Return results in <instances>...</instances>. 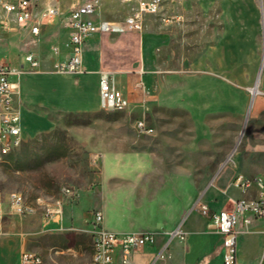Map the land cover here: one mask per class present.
Returning <instances> with one entry per match:
<instances>
[{"label": "rangeland", "instance_id": "374dc122", "mask_svg": "<svg viewBox=\"0 0 264 264\" xmlns=\"http://www.w3.org/2000/svg\"><path fill=\"white\" fill-rule=\"evenodd\" d=\"M83 1L36 0L59 11L46 29L55 26L65 33L68 14ZM131 13L132 5L123 0H102L99 17L123 22ZM143 19L139 32L105 35L103 50L100 46L93 56L117 73L121 87V74L144 69L151 135L137 130L139 111L43 106L38 99L45 86L41 75H79L55 73L52 55L41 49L40 69L22 77L26 136L0 163V186L6 193L22 194L37 214L7 221L4 236L13 240H0V264H22L25 253L41 256L43 264H91L90 222L114 199L122 178L117 157H169L185 143L186 167L206 178L202 197L210 214L232 209L239 199L257 198L256 188L245 193L232 183L238 177H264V0H163L159 15ZM24 34L15 25L4 31L0 22L3 61L14 67L31 52L37 56L39 43ZM261 68L259 93L248 115ZM57 84L69 87L72 82ZM162 167L128 165L122 173L136 184L147 179L143 174ZM49 207L62 208L63 220L49 221ZM241 232L239 264H264V216ZM162 248L165 240L137 254H157ZM172 259L165 254L154 264H174Z\"/></svg>", "mask_w": 264, "mask_h": 264}, {"label": "built area", "instance_id": "2783aa9c", "mask_svg": "<svg viewBox=\"0 0 264 264\" xmlns=\"http://www.w3.org/2000/svg\"><path fill=\"white\" fill-rule=\"evenodd\" d=\"M132 5V13L123 22L107 21L100 16L102 0H84L71 9L65 20V29L69 32L66 44L67 52L59 46L52 48L55 61L52 65L57 74L83 75L84 46L93 36L139 32L143 28L144 15H159L163 9V0H123ZM56 7L39 6L36 0H0V22L4 31L15 25L22 33H28L35 40L44 37V28L58 16ZM41 59L34 53L25 56L23 64L18 67L3 61V47L0 40V163L6 158L7 151L17 150L24 142L26 126L23 119L21 102V79L28 73H35L41 67ZM139 79L136 88L142 93L141 102H133L118 85L117 73L102 70L99 73L100 107H114L119 112H141L136 120L140 134L151 135L152 128L147 125V112L150 102L149 90L144 80L145 71L141 68L135 72ZM99 161L93 158L94 164ZM245 183V193L256 188V199L237 200L232 209L210 214L209 207L201 196L190 214L208 218L209 227L222 237L223 264H239V239L242 229L251 226L257 217L264 216V177L236 178L232 185ZM38 204L37 206H40ZM37 207L29 205L22 194L6 193L0 186V226L7 218L26 217L34 214ZM63 209L49 207L46 217L49 221L63 220ZM89 233L97 258L92 264H133L134 254L157 242L155 234L119 233L109 230L104 224V215L97 211L90 222ZM174 235V234H173ZM22 264H43L41 256L25 253L21 256Z\"/></svg>", "mask_w": 264, "mask_h": 264}, {"label": "crops", "instance_id": "0c3cea01", "mask_svg": "<svg viewBox=\"0 0 264 264\" xmlns=\"http://www.w3.org/2000/svg\"><path fill=\"white\" fill-rule=\"evenodd\" d=\"M47 27L44 28V37L39 41L28 33H25L24 37L25 39L29 37L30 41L39 43L35 52L39 58L40 52L45 51L52 55L54 63L52 48L59 46L64 53L67 52L66 44L69 32L65 33L61 29H55V26L51 29H46ZM105 42L104 35L93 36L85 43L88 46L87 50L84 46L85 74L79 76H58L51 73L41 75L40 82L42 85L45 84L38 97L41 104L56 106L57 103H60V106L67 110L96 112L99 108L101 109L99 73L110 68H105L93 54L100 46L103 50ZM96 44L98 47L92 49L91 47ZM119 78L124 80L125 86L122 87L125 94L133 102H141L143 100L142 93L135 86L139 79L138 74L133 73L130 76L123 73ZM62 80L71 81L72 85L69 87L59 86L57 82ZM57 95H59L58 99H56ZM26 114L23 104L24 124ZM183 145L172 152V156L169 157H117L115 159V163L120 166L118 170L121 172L117 175L122 178L120 183L115 186L114 199L102 208L103 211H100L104 215L105 227L124 234L152 233L156 235L157 242L165 240L166 250L162 248L157 254L136 253L137 255L133 256V264H154L155 259H164L165 254L167 257L173 258L174 264H223L221 235L208 228V218L197 212L190 214L205 190L206 178L201 173H196L195 170H188L185 143ZM128 165H162L163 167L157 168L154 173L143 174L147 179H140L136 184H129L124 179L126 175L122 173ZM167 165L171 167H164ZM140 175L142 176V174ZM255 191L257 190L255 189ZM108 209H113V226L107 225V221L110 220ZM35 214L37 211L30 216ZM11 219L15 218H7L0 226V240H13L9 237L6 238L3 232L7 221ZM148 247L152 246L145 248ZM161 253L162 257L160 258Z\"/></svg>", "mask_w": 264, "mask_h": 264}, {"label": "bare ground", "instance_id": "6f19581e", "mask_svg": "<svg viewBox=\"0 0 264 264\" xmlns=\"http://www.w3.org/2000/svg\"><path fill=\"white\" fill-rule=\"evenodd\" d=\"M260 75H261V74H259V76H258V80H257V83H256L255 88H252V89H251L252 96H255V97H256V94L259 93V92H258V87H259V83H260ZM108 108H109L111 111H114V107H108ZM14 151H15V150H13V151H7L6 158H7L8 156H10ZM6 158H1V162H2L3 160H5ZM238 188H240V189H242V190H245V183H238ZM12 194H15V193H12ZM134 255H135V254H134ZM160 256L162 257V253L160 254ZM93 258H97V251H94V256H93ZM91 264H92V262H91Z\"/></svg>", "mask_w": 264, "mask_h": 264}, {"label": "water", "instance_id": "95a60500", "mask_svg": "<svg viewBox=\"0 0 264 264\" xmlns=\"http://www.w3.org/2000/svg\"><path fill=\"white\" fill-rule=\"evenodd\" d=\"M261 73H262V68H261L259 74H261ZM254 101H255V96H252V99H251V102H250V107H249L248 115H249V113L251 112V110H252V108H253Z\"/></svg>", "mask_w": 264, "mask_h": 264}]
</instances>
